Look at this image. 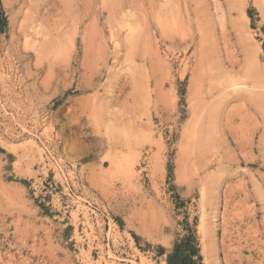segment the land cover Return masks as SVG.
<instances>
[{
    "label": "rangeland",
    "instance_id": "1",
    "mask_svg": "<svg viewBox=\"0 0 264 264\" xmlns=\"http://www.w3.org/2000/svg\"><path fill=\"white\" fill-rule=\"evenodd\" d=\"M189 234L264 264V0H0V264Z\"/></svg>",
    "mask_w": 264,
    "mask_h": 264
},
{
    "label": "trees",
    "instance_id": "2",
    "mask_svg": "<svg viewBox=\"0 0 264 264\" xmlns=\"http://www.w3.org/2000/svg\"><path fill=\"white\" fill-rule=\"evenodd\" d=\"M194 256L198 257V248L193 235L189 234L174 242L166 260L167 264H201L193 259Z\"/></svg>",
    "mask_w": 264,
    "mask_h": 264
},
{
    "label": "bare ground",
    "instance_id": "3",
    "mask_svg": "<svg viewBox=\"0 0 264 264\" xmlns=\"http://www.w3.org/2000/svg\"><path fill=\"white\" fill-rule=\"evenodd\" d=\"M19 144H21V145H23V146H28V145H31L32 144V141H31V138L30 139H21V140H19V141H17ZM36 145V144H35ZM39 149V148H38ZM40 156V155H39ZM58 165V164H57ZM60 167V166H59ZM59 169V168H58ZM77 205V204H76ZM83 207V206H82ZM77 208H80V206H79V204L77 205ZM85 209V208H84ZM84 213V212H83ZM85 214H86V211H85ZM108 254H109V257H112L113 258V256H112V254L110 253V252H108ZM107 257H108V255H107ZM114 257H115V255H114ZM104 258V257H103ZM103 258H101V259H103ZM114 259V258H113ZM104 263L106 264L108 261H107V259H104ZM116 261V260H115ZM101 260H99L98 261V263L99 264H101Z\"/></svg>",
    "mask_w": 264,
    "mask_h": 264
}]
</instances>
